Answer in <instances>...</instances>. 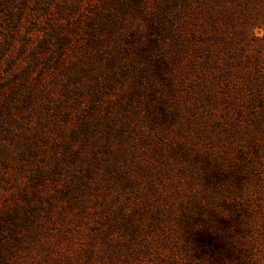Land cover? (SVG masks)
Segmentation results:
<instances>
[{"label": "rangeland", "instance_id": "obj_1", "mask_svg": "<svg viewBox=\"0 0 264 264\" xmlns=\"http://www.w3.org/2000/svg\"><path fill=\"white\" fill-rule=\"evenodd\" d=\"M110 2L0 0L22 68L69 35L61 68L42 51L32 73L38 152L0 163V220L29 216L0 264H264V0H143L123 49L85 44Z\"/></svg>", "mask_w": 264, "mask_h": 264}, {"label": "trees", "instance_id": "obj_2", "mask_svg": "<svg viewBox=\"0 0 264 264\" xmlns=\"http://www.w3.org/2000/svg\"><path fill=\"white\" fill-rule=\"evenodd\" d=\"M143 6V0H111L107 10L102 11L94 22L91 21L87 25V38L86 36L84 38L85 44H92L98 47L108 45L105 44L107 42L115 41L118 43V48L120 50L123 49L131 41L123 37V28L126 27L127 15H131V25H133L134 19L143 13ZM133 32L131 33L133 36L138 34L137 29L133 30ZM68 37L69 35L64 34V32L57 33L56 40L53 43L51 41L53 48L37 45L32 51V62L23 68L22 65H18L17 60L13 57L11 51L12 43L7 38L4 41L0 39V163L3 168L9 166L10 159L22 161L27 157L36 155L38 152L39 131H36L37 136H33L27 135L25 130H30L33 127L31 125L32 119L29 116L38 108L49 109V104L45 102V89H42L39 85V76L44 72H38L36 77H33L32 73L40 64L41 54H38V52L42 51L51 52L49 58L43 61L44 68H61V64H64L67 60L64 56V51ZM149 39L152 42V38ZM148 49L150 48L147 47ZM81 51L82 48L77 53ZM120 53L121 51L117 49L111 51V55L108 58V64L111 68L116 67V64L122 61ZM74 55L78 56V54ZM91 61L92 57H89L88 60L85 57L80 58L81 65L78 69H75V74L71 76L68 84H66L64 93L68 97L72 95L73 91L79 89V87L73 86L72 83L80 82L88 74L86 67ZM30 66H34V68L31 69ZM63 66L71 71V68L67 67V65ZM90 68H88V71ZM34 80L36 81L34 82ZM27 118L28 121H25ZM79 130V133H83L88 138V135L93 130L91 120H86ZM28 220L29 216L27 213H9L6 218L0 220L1 262H4L7 258L10 237H12L14 228L22 226ZM5 229L8 231V235H5Z\"/></svg>", "mask_w": 264, "mask_h": 264}]
</instances>
